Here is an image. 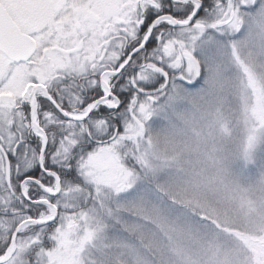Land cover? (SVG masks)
Here are the masks:
<instances>
[{
    "label": "snow or ice",
    "instance_id": "1",
    "mask_svg": "<svg viewBox=\"0 0 264 264\" xmlns=\"http://www.w3.org/2000/svg\"><path fill=\"white\" fill-rule=\"evenodd\" d=\"M0 264H264V0H0Z\"/></svg>",
    "mask_w": 264,
    "mask_h": 264
}]
</instances>
